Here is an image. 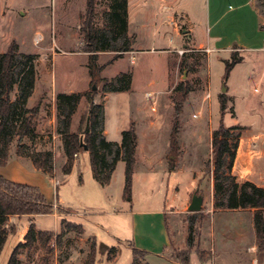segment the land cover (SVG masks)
<instances>
[{"label": "rangeland", "instance_id": "374dc122", "mask_svg": "<svg viewBox=\"0 0 264 264\" xmlns=\"http://www.w3.org/2000/svg\"><path fill=\"white\" fill-rule=\"evenodd\" d=\"M96 1L95 24L103 28L107 25L112 0ZM132 1L136 6L132 7L130 28L139 35L136 52L133 55L125 52L122 56L125 59L119 58L108 65L93 81L88 69L89 54L82 50L84 32L81 27L87 0H0V53L16 45L18 56H34V99L36 104L43 102L44 113L38 115V136L25 138L21 153L15 137L9 149L8 163L0 166V174L15 182L39 187L48 199L54 201L59 217L55 219L48 214L34 219V223L42 230H54L56 226L57 234L64 230L61 242L52 244L50 254L39 244L29 251L22 250L21 254H26L23 256L25 261L28 257L36 261L49 258L52 264H84L95 243L97 264H135L132 252L135 241L129 212L164 208L167 204L169 210H176L166 218L169 243L165 256L169 259L180 264H184L186 256L190 258L188 264L191 261H195L193 264H252L246 256L251 244L255 243L260 251L256 232L251 227L253 212L248 208L240 213H223L214 208V173L207 171L206 162L212 157L213 131L220 123L225 126L237 124L241 128L234 130L233 135L240 152L245 151L247 156L242 172H251L254 158L262 164L259 175H264V137L256 133L264 124V66L254 65L252 68L247 54L246 60L236 66L230 77H226L224 60H231V56L220 59L217 53H213L209 64L208 52L187 34L189 21L183 12V9L187 10L190 22L200 25L207 13V0ZM255 3L264 15V0H255ZM155 25L158 27L157 36ZM233 32L236 30L232 28L228 31ZM36 35L42 39L39 43L34 42ZM115 53L99 52L98 63H106ZM235 53L241 56L240 51ZM131 56L136 61L134 64ZM122 72L132 74L130 89L124 91L127 93L106 91L108 82ZM181 81L190 91L184 102L178 155L172 169L170 131L177 96L174 88ZM92 90L94 98L105 108V137L118 141L130 121H137L141 157L138 172L144 175L149 163L155 170L147 187L142 178L137 180L131 202L122 198L125 184L123 160L111 185H104L95 178L90 154L86 150L79 153L70 174L62 172L66 155L63 137L57 131V95ZM208 92L211 97L205 99ZM221 93L227 95L224 113L221 111ZM17 94L18 90H15L14 98ZM85 100L86 96H83L73 115L72 131L77 129ZM53 107L55 126L49 123L53 118ZM43 117L46 120H41ZM43 150L53 153L52 174L38 170L32 161V154ZM238 150L235 161L239 162ZM175 172L180 175L178 180ZM160 176H163L161 185ZM195 194L203 197L202 209L197 214L188 209ZM192 215H196V232L194 244L190 247L188 223ZM31 220V216L17 217L15 224H10L9 227L16 231L9 234L0 254V264H8L13 249L23 241ZM64 222L83 225L85 233L81 236L75 229H64ZM146 242L149 243L147 239ZM260 254L264 255V250ZM238 255L245 258L239 260ZM147 258L149 256H140L144 263L169 264L160 257L150 258L151 263Z\"/></svg>", "mask_w": 264, "mask_h": 264}, {"label": "trees", "instance_id": "16d2710c", "mask_svg": "<svg viewBox=\"0 0 264 264\" xmlns=\"http://www.w3.org/2000/svg\"><path fill=\"white\" fill-rule=\"evenodd\" d=\"M96 0H87L86 16L81 27L84 32L83 51L89 54L88 69L93 81L100 77L102 71L125 52L131 50L136 36L128 34V0H112L107 12V25L97 27ZM115 51V55L106 63L99 64V52ZM233 51L231 60L225 61V76L229 77L232 69L243 60V56ZM34 56L26 54L18 56L17 46L0 53V166L8 163L9 149L15 137L18 138V150L23 151V140L33 139L38 136L35 118L39 112L37 103L32 108L28 107L29 98L35 89ZM131 73H120L108 82L106 91L124 92L130 89ZM93 89V88H92ZM18 90L17 97L13 93ZM94 90V89H93ZM89 93H59L57 95V121L58 133L63 137L66 161L62 167L64 174H70L74 163L75 154L85 150L90 154L91 167L95 178L104 185H109L113 172L120 160L125 162V184L123 197L126 201L132 200L133 178L139 146L137 126L131 120L127 129L122 131V141L108 140L105 137L103 126L104 106L95 103V92ZM189 87L181 81L174 92V111L172 129L170 131V160L174 169V159L179 149L178 139L181 131V115L184 102L189 94ZM83 96H86L83 111L76 131H72L73 115L76 112ZM221 111L227 109V95L221 93ZM240 125L225 126L220 123L212 134V157L206 162L208 172L214 173V208L215 209H255L254 222L260 252L264 250V186H258L252 181H238L233 173L236 152L239 147L233 132L240 129ZM53 153L51 150L38 151L32 154V161L38 170L53 173ZM57 209L53 200L47 198L45 193L37 186L15 182L0 174V254L9 234L14 233V227L8 226L11 215L50 214ZM199 212V211H198ZM194 212L193 214H197ZM196 215H192L188 223V245L194 244L196 232ZM66 230L75 229L78 235H83V225L73 222H64ZM64 232V230H63ZM55 232L36 229L31 223L23 241L12 251L8 264H22L19 254L22 250L32 248L40 243L47 254L53 251L52 244L60 243L62 235ZM135 264H149L140 260V256H147V251L136 246L132 247ZM96 245H92L87 261L84 264H97ZM47 259V258H46ZM189 256L184 257V264H188Z\"/></svg>", "mask_w": 264, "mask_h": 264}, {"label": "crops", "instance_id": "0c3cea01", "mask_svg": "<svg viewBox=\"0 0 264 264\" xmlns=\"http://www.w3.org/2000/svg\"><path fill=\"white\" fill-rule=\"evenodd\" d=\"M207 5H208V9L203 19V22L200 25L197 24V26H195L194 23L190 22V19L188 17L189 14L187 10L183 9V12L189 21L187 34L192 36V39L194 40V42L198 43L200 48H203V49L208 48L211 50L210 53H208L209 64H211L210 58L213 53H217L220 56V59H228V57L231 56L233 51H240L241 56H243V60L239 62L237 65L242 64L246 60L245 55L248 54L251 59V61L249 62L252 68L254 67V65L264 66V43H263L264 15L260 12L259 8L256 6L255 0H207ZM133 6L135 7L136 3L133 2L132 0H129L128 34L129 36H132L134 34L136 36V41L132 44L131 50L127 52L129 55H133V53L136 52L135 48L139 42V35L137 31L135 29L131 30L130 28ZM231 28L233 30H236V32H233L231 34L228 33V31L230 32ZM154 33H155V36L159 35L157 25H155ZM125 54L126 53H124L123 56ZM122 58L125 59V57H121L120 59ZM126 60L128 62L127 58ZM130 60L132 64L136 62L133 56L130 57ZM236 66L232 69V71L236 68ZM231 73L229 77L231 76ZM246 78L247 80L250 79L249 72L246 73ZM234 85L235 83L232 85L233 91L235 93ZM124 93H127V92H124ZM35 94H36V88L34 89V93L32 94V96L29 98V101H28L29 108H32L33 106L36 105L35 103L36 99H34ZM95 103H98L97 99H95ZM39 107H40L39 112L35 118L37 132H39L37 120H38V115L40 116V113H43V102H40ZM54 108L55 107H53V118L49 121V123L50 124L53 123V125L55 126L56 119H55V112H54L55 109ZM42 116L43 115L41 114V117ZM41 120H46V119L43 117L41 118ZM135 122L137 126V121ZM137 133H138V130H137ZM256 133H258L257 134L258 136L264 137V124L260 126L258 132ZM106 134H107V131L105 130V136ZM138 139H139V135H138ZM120 140H121V134H120ZM238 151L239 153H238L237 159L239 158V162L238 160H236L234 167H233V173L235 176H237V180L240 182L249 180L257 184L258 186H264V175L262 177L261 175H259L260 174L259 171H260L262 164L253 158L251 167H250L251 172L243 173L242 167L244 165V161H245L244 159L245 158L247 159V156H245L246 154L245 151L242 153L240 152L241 151L240 147ZM139 152H140V141H139V146H138L137 159H136V164H135V173H134V178H133V191L136 186L137 180L139 181V178H142L143 182L145 183V187H147L150 177L153 175V173H155V170L152 169L153 165H151V163L147 165V170L144 175H141L138 172L139 167H140V160H141V157H139L140 155ZM239 154H241V157ZM78 158H79V155L75 157L74 166L76 165ZM74 166H73V169H74ZM120 167H121V160L118 162L117 167L115 171L113 172L111 182L109 185H111L115 181L116 176L119 173ZM179 170L178 172H180ZM137 174H138V177H137ZM178 174L179 173L175 172V176L177 180H178V176H180ZM159 181H160L159 185H161L163 183V176L162 177L160 176ZM165 182L166 181L164 179V183ZM167 182H166V185H168ZM174 182H175L174 184H177L176 180H174ZM122 198L123 200H125L123 197V194H122ZM132 200H133V194H132ZM217 210L218 211L220 210L223 213H230V212L240 213L242 211H245L246 209L238 208V209H217ZM251 210L253 212L251 227L253 231L256 232L255 222H254L255 209H251ZM174 211L176 210H173V211L169 210L166 204L164 208L131 210L129 212V214L131 215V221H130L131 228H132L131 230H132L134 241H135L134 244H132V247L137 246L140 249L146 250L148 253L147 257L149 256V258L147 259L149 261H150V258L152 257H160V258L165 259L169 264H180L174 260L169 259L167 256H165V251L167 250L168 243H169V233L167 230L166 218L169 213L174 212ZM44 215H48V214H37L35 216L11 215L9 216L8 226H10V224H15V218L17 217L21 218L23 216L25 217L31 216L33 218V221L31 220L30 222L34 223L35 222L34 219L36 220V218H40V216H44ZM49 215L54 216L55 219L59 217V214L56 211L54 213H50ZM34 225L36 229L42 230L36 226V223H34ZM46 231L57 233L58 229L55 226L54 230H46ZM146 239L149 241V243L146 242ZM37 244L41 245L38 242L31 249L35 248ZM25 250L29 251L30 249L27 248ZM24 254L25 253L19 254V258L22 264H52L51 262H49L50 261L49 258L48 259L42 258L44 257V255H42L41 257L42 259H39V261H36L34 260V258H29V257H28V260L25 261V259L23 258ZM246 256H249V259L251 260L252 264H256V262L258 264L259 262L262 264V262L264 261V255H261L259 259V251H257V245L255 243L251 244L249 248V252L246 253ZM243 258L245 257H241L238 255L239 260H242ZM193 263H195V261H191V264Z\"/></svg>", "mask_w": 264, "mask_h": 264}, {"label": "water", "instance_id": "95a60500", "mask_svg": "<svg viewBox=\"0 0 264 264\" xmlns=\"http://www.w3.org/2000/svg\"><path fill=\"white\" fill-rule=\"evenodd\" d=\"M96 86H93V89H95ZM226 91V88L223 89V92ZM85 150H87V147L85 146ZM202 204H203V197L197 196L196 194L193 195L191 203L188 207L190 212H198L201 211L202 209Z\"/></svg>", "mask_w": 264, "mask_h": 264}, {"label": "built area", "instance_id": "2783aa9c", "mask_svg": "<svg viewBox=\"0 0 264 264\" xmlns=\"http://www.w3.org/2000/svg\"><path fill=\"white\" fill-rule=\"evenodd\" d=\"M169 10H170V8H169ZM173 21V20H172ZM174 22V21H173ZM264 32V31H263ZM42 39H41V37H39V35H36L35 36V39H34V42L35 43H39L40 41H41ZM263 43H264V37H263ZM204 51H206V52H208V53H210V49H208V48H205V49H203ZM179 52L180 53H183L184 52V50H179ZM211 97V94H210V92H208L207 94H206V96H205V99H209ZM75 157H77V154H75ZM57 183V182H56Z\"/></svg>", "mask_w": 264, "mask_h": 264}]
</instances>
